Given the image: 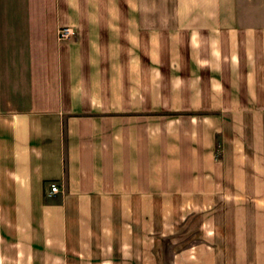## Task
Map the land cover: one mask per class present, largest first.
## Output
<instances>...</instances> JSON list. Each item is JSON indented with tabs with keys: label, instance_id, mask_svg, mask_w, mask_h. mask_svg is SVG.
Instances as JSON below:
<instances>
[{
	"label": "crops",
	"instance_id": "1",
	"mask_svg": "<svg viewBox=\"0 0 264 264\" xmlns=\"http://www.w3.org/2000/svg\"><path fill=\"white\" fill-rule=\"evenodd\" d=\"M0 264H264V0H0Z\"/></svg>",
	"mask_w": 264,
	"mask_h": 264
},
{
	"label": "built area",
	"instance_id": "2",
	"mask_svg": "<svg viewBox=\"0 0 264 264\" xmlns=\"http://www.w3.org/2000/svg\"><path fill=\"white\" fill-rule=\"evenodd\" d=\"M74 36V30L71 26H64L59 30L58 38L60 40H68ZM59 187L56 182L50 184V193L55 194L58 193Z\"/></svg>",
	"mask_w": 264,
	"mask_h": 264
}]
</instances>
